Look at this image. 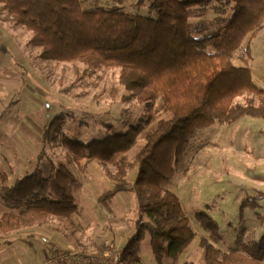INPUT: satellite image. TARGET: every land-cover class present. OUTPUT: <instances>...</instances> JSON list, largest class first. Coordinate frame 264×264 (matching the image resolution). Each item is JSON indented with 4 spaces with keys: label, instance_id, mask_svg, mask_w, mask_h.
<instances>
[{
    "label": "trees",
    "instance_id": "obj_1",
    "mask_svg": "<svg viewBox=\"0 0 264 264\" xmlns=\"http://www.w3.org/2000/svg\"><path fill=\"white\" fill-rule=\"evenodd\" d=\"M0 2L16 25L32 32L29 44L42 49V58L118 69L119 84L129 91L127 98L145 104L148 115L127 132L88 142L63 136L62 146L78 166L94 159L107 166L113 186L98 202L120 191L136 194L138 229L119 251L120 264H140L144 231L150 234L160 264L166 256H180L195 232L179 196L166 185L197 129L216 122L233 124L245 115L264 118V89L254 82L249 68L232 60L244 38L262 27L264 0H151L154 17L126 13L118 5L87 11L80 0ZM210 12L214 16L208 19ZM156 110L168 115L155 119ZM55 122L58 119L45 128L44 138L55 139L51 135ZM140 137L143 143L137 153L127 157ZM135 168L131 180L129 171ZM7 175L4 172L0 197L9 211L0 216L1 231L34 228L78 212L73 193L76 176L67 165H36L12 185ZM263 195L260 191L245 197L241 209L259 206L255 199ZM195 218L207 231L219 234V223L210 214L197 212ZM200 246L205 264H264V237L232 250L202 237ZM99 247L104 251L113 246Z\"/></svg>",
    "mask_w": 264,
    "mask_h": 264
},
{
    "label": "rangeland",
    "instance_id": "obj_2",
    "mask_svg": "<svg viewBox=\"0 0 264 264\" xmlns=\"http://www.w3.org/2000/svg\"><path fill=\"white\" fill-rule=\"evenodd\" d=\"M83 2L84 10L96 7L93 0ZM150 2L125 0L122 9L154 17ZM114 4L118 3L109 0V5H102ZM213 16L210 12L206 18ZM18 28L22 47L16 45L18 50H12V66L5 70L11 74L12 84L9 87L0 81V174L7 172L10 184V180L32 172L36 165H67L76 176L73 193L79 209L70 218L49 219V225L60 229L71 241L76 239L77 247L82 246V251L76 253H86L92 247L102 249V244L120 251L126 240L137 233L135 192L120 191L98 202L99 195L113 186L106 176L107 166L96 159L76 165L63 148L62 137L88 142L125 133L146 118L145 104L127 98L129 91L119 84L118 69H92L80 60L44 59L42 49L29 44L32 32L21 25ZM232 60L236 66L249 68L254 82L264 89V22L244 38ZM154 115L158 119L168 114L156 110ZM54 119L58 123L52 125L51 135L56 137L48 140L43 133L46 124ZM142 143L143 138H138L127 157L132 158ZM136 172V168L129 171L128 178L133 180ZM166 187L179 196L195 237L180 256H166L161 264H205L202 237L223 250L259 241L264 237V195L255 199L259 205L255 208L246 205L241 209V204L245 197L264 191V118L245 115L233 124L216 122L197 129ZM6 211L9 209L0 197V216ZM202 211L218 221L217 236L196 220L195 214ZM52 219L57 222L52 223ZM19 234L20 231L0 230V264H49L42 235ZM139 259L140 264H160L154 257L148 231L143 232L139 242Z\"/></svg>",
    "mask_w": 264,
    "mask_h": 264
},
{
    "label": "crops",
    "instance_id": "obj_3",
    "mask_svg": "<svg viewBox=\"0 0 264 264\" xmlns=\"http://www.w3.org/2000/svg\"><path fill=\"white\" fill-rule=\"evenodd\" d=\"M80 1L82 4V8H84L83 0H80ZM114 1L116 3H118V4H114V5H118V6L120 5L121 7H125L124 6L125 0H114ZM87 2H88V0H86V4H87ZM93 2L95 4V6H103L102 4L109 5V0H93ZM87 7H89V6L87 5ZM105 7H107V6H105ZM13 23L14 22L12 21L9 13L6 10L2 9V4L0 2V71H1V69L3 71V73L0 74V81H2L3 83L6 82L9 87L12 84L11 77H10L11 74L8 75V73L5 72V70H6V68L9 69L10 66H12V50L13 51L18 50L16 48V45H18L19 47H22V45L20 44L21 42L18 39V34H17V31L19 28L17 25L15 26ZM23 46H24V44H23ZM48 125H49V123L46 124V127ZM3 174H4V172L2 171L0 174L1 183H2ZM20 177L21 176H19L17 179H19ZM5 179H6V177H5ZM15 181L10 180V185H12ZM7 183H8V175H7ZM0 186H1V184H0ZM257 191H258V189H255V192H257ZM51 222L52 223L57 222V220L52 219ZM23 230H19L20 231L19 235L21 237L23 235H29L32 233H37V234L42 235V237L44 238V241H45V246L47 248V252H49V255H48L49 258L47 259L49 264H67L64 262H51L50 261V255H51L50 249L51 248H56V247L63 248V249H66V250H68L70 252H74V253L79 252V249H80V252L82 251V249H81L82 246L77 247L76 239L71 241V239H68L65 236V234L62 233V231L60 229L52 228L49 225V222L46 223L45 225L36 226V227L32 228L31 231H28V230L25 231V229H23ZM244 236H245V234L243 235V233H242L241 237H244Z\"/></svg>",
    "mask_w": 264,
    "mask_h": 264
},
{
    "label": "built area",
    "instance_id": "obj_4",
    "mask_svg": "<svg viewBox=\"0 0 264 264\" xmlns=\"http://www.w3.org/2000/svg\"><path fill=\"white\" fill-rule=\"evenodd\" d=\"M92 249L94 251L89 253ZM69 252L58 247L52 248L50 258L54 262H64L67 264H120L118 262L119 250L114 248L99 251L95 247H92L86 253Z\"/></svg>",
    "mask_w": 264,
    "mask_h": 264
}]
</instances>
